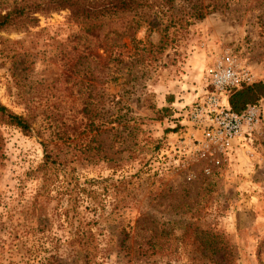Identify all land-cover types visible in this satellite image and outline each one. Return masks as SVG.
I'll list each match as a JSON object with an SVG mask.
<instances>
[{
	"label": "rangeland",
	"instance_id": "obj_1",
	"mask_svg": "<svg viewBox=\"0 0 264 264\" xmlns=\"http://www.w3.org/2000/svg\"><path fill=\"white\" fill-rule=\"evenodd\" d=\"M158 10L108 52L69 9L0 30V101L31 124L0 121V264H264V99L226 152L171 151L216 58L264 81V0Z\"/></svg>",
	"mask_w": 264,
	"mask_h": 264
},
{
	"label": "trees",
	"instance_id": "obj_2",
	"mask_svg": "<svg viewBox=\"0 0 264 264\" xmlns=\"http://www.w3.org/2000/svg\"><path fill=\"white\" fill-rule=\"evenodd\" d=\"M176 0H22L16 2L5 12L0 11V30L8 27L35 25L37 13H47L69 9L76 21L83 23V30L108 52L112 47H125L118 39L130 35L136 41L135 34L148 22V11L159 7L158 13L165 7L174 8ZM210 6V5H208ZM207 6V7H208ZM195 2L186 18L187 24L205 18L212 9ZM163 50V48L161 49ZM109 61L122 63L123 52L109 57ZM264 99V81L245 84L230 94V105L237 113L244 112L251 105H258ZM172 103L173 97L169 99ZM164 110H169L164 108ZM172 115V114H171ZM0 121L20 129L23 133L31 132L28 118L15 113L0 101ZM47 165L59 167L52 154L47 153Z\"/></svg>",
	"mask_w": 264,
	"mask_h": 264
},
{
	"label": "built area",
	"instance_id": "obj_3",
	"mask_svg": "<svg viewBox=\"0 0 264 264\" xmlns=\"http://www.w3.org/2000/svg\"><path fill=\"white\" fill-rule=\"evenodd\" d=\"M254 82L251 71L239 66L228 53L207 66L203 75V93L182 108V118L178 120L181 125L186 120L188 122L177 146L171 147L178 166H185L190 157H203L214 150L226 152L254 130L261 120L260 106L251 105L244 112L237 113L230 105L233 90Z\"/></svg>",
	"mask_w": 264,
	"mask_h": 264
},
{
	"label": "crops",
	"instance_id": "obj_4",
	"mask_svg": "<svg viewBox=\"0 0 264 264\" xmlns=\"http://www.w3.org/2000/svg\"><path fill=\"white\" fill-rule=\"evenodd\" d=\"M194 99V98H193ZM187 102H182V104H180L181 105V107H184V106H186L187 104H186Z\"/></svg>",
	"mask_w": 264,
	"mask_h": 264
}]
</instances>
